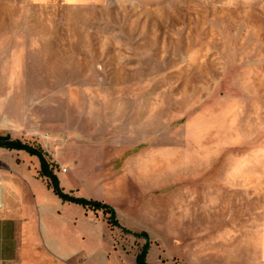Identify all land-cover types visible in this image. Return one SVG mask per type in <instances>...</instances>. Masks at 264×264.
Here are the masks:
<instances>
[{"label": "rangeland", "instance_id": "374dc122", "mask_svg": "<svg viewBox=\"0 0 264 264\" xmlns=\"http://www.w3.org/2000/svg\"><path fill=\"white\" fill-rule=\"evenodd\" d=\"M0 136L129 231L0 148L3 201L36 209L44 185L85 264H136L141 233L147 264H264V0H0ZM227 183H245V220Z\"/></svg>", "mask_w": 264, "mask_h": 264}, {"label": "crops", "instance_id": "0c3cea01", "mask_svg": "<svg viewBox=\"0 0 264 264\" xmlns=\"http://www.w3.org/2000/svg\"><path fill=\"white\" fill-rule=\"evenodd\" d=\"M227 185L226 192L233 199L230 204H235V199L241 196L243 203H240L242 206L239 212H241L240 218L245 220V183H227ZM257 189L259 197L264 201V183H258ZM34 192L36 209L30 205L23 206L4 201L0 206V264H85V251L77 246H83L84 236L87 234L73 227L64 229L59 223L57 227L48 224L46 220L55 221L57 217L55 210L46 204L49 199L46 187L42 184H35ZM205 194L211 198L216 191L211 190ZM231 213L237 214V212ZM232 217V215H227V218ZM257 220V234L261 237L259 244H263L264 202L257 215ZM226 234L244 237L245 225L240 228L229 227ZM244 242L243 238L237 240L240 246L244 245Z\"/></svg>", "mask_w": 264, "mask_h": 264}, {"label": "trees", "instance_id": "16d2710c", "mask_svg": "<svg viewBox=\"0 0 264 264\" xmlns=\"http://www.w3.org/2000/svg\"><path fill=\"white\" fill-rule=\"evenodd\" d=\"M0 148H5L8 150H17L24 151L30 156H34L37 158L39 162V173L42 177L46 178L49 181V187L52 190V193L59 198L62 202H68L71 204L79 205L85 209H89L92 211H102L105 214H108V220L111 225L121 228L124 232L129 233L128 230L123 229L117 219L116 213L114 209L106 203L96 201V200H88L82 197H75L64 193L62 188L60 187L59 180L56 174L53 172V169L50 167L49 163L46 161L43 152L40 149L33 148L27 144L22 143L19 140H11L8 136L1 137L0 136ZM137 237H143L146 239V243L142 246L139 254L135 258L136 264H147L146 263V254L149 249L147 234L141 233L136 235Z\"/></svg>", "mask_w": 264, "mask_h": 264}, {"label": "bare ground", "instance_id": "6f19581e", "mask_svg": "<svg viewBox=\"0 0 264 264\" xmlns=\"http://www.w3.org/2000/svg\"><path fill=\"white\" fill-rule=\"evenodd\" d=\"M0 190H1V185H0ZM3 195L1 194V192H0V204H2V202H3Z\"/></svg>", "mask_w": 264, "mask_h": 264}]
</instances>
